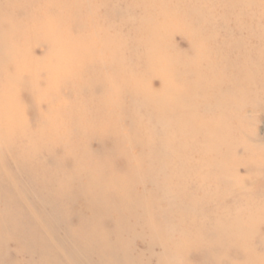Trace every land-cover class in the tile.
<instances>
[{"label":"rangeland","instance_id":"rangeland-1","mask_svg":"<svg viewBox=\"0 0 264 264\" xmlns=\"http://www.w3.org/2000/svg\"><path fill=\"white\" fill-rule=\"evenodd\" d=\"M24 1L26 0H0L1 28L10 31L9 44L19 48V51L13 54L9 68L7 63L2 65L3 62L0 60V66L3 68H0V133L5 129L13 132L11 136L0 134V213L4 209L2 201L4 196L23 204L38 203L37 193L29 185L27 177L31 176L38 180L51 179L55 182L53 187L56 190L61 189L58 182L62 181L61 193L55 197L52 196L54 194H49L51 195L49 198L51 197L62 209L52 213L50 207L43 205V210L55 226L56 240L60 241V246L72 250L81 259L87 257L86 247L95 248L98 240H105L110 247L122 245L124 249L122 255L130 264H264V251L258 240L259 235L264 233V224L253 226L250 230L249 218L242 210L245 200L249 197L256 205L264 203V60L258 66H251L253 70H250L247 76L248 70L245 75L241 71L233 70L224 78L226 82L229 79L232 81L228 82L229 84L222 83L223 86L218 90L207 80L209 64L206 62L201 61L199 69L196 68L191 74L181 67V59L188 58V53L191 60L198 55V51L192 49L194 46L192 43L199 38H208L211 25L217 21L215 17L224 12L228 0H203L200 4L196 3L198 10L204 7L205 12L211 10L209 13L212 16L203 27L198 23L199 28L189 33L182 30L184 21H180L184 18L183 8L189 5L187 2L183 3L184 0H106V5L111 6L114 13L107 15V19L114 22V28L111 30L115 33L110 30L112 32L110 36L118 32L125 39L124 49L131 48V52L133 51L132 57L125 60L123 67L135 70L143 92L144 82L157 92L156 95H152L153 101L150 105L138 111L145 122L143 127L139 124L136 126L140 131L139 136L152 137L156 144L154 149L159 148L164 139L163 127L155 124V119L148 125L146 119L150 120L156 114L159 115L169 103H178L180 110L178 115H167L165 122L175 123L181 114L195 118L197 126L182 124L181 132L186 136L196 130V127L198 131L202 123L210 126L219 116L224 120L228 118L226 122L232 138L243 140L244 144L238 145L234 151V155L241 159V162L234 167L232 174L225 176L212 171L211 159H201L198 147L197 154L193 152L195 155L189 162L183 161L180 156H173L172 153L158 157L150 154L145 157L147 153L146 149H143L145 144H141L142 147L135 145L129 149L122 144L126 149L120 146L118 148L117 145H113L117 133L108 129L112 126L110 121H101L95 128L94 121L99 123L98 115L92 120L78 122L76 127L73 126L69 128V132H65L68 131L66 127L71 125V119H74L73 114L86 108L87 104L84 101L87 95L75 89L77 79L69 78L53 92L58 104L51 108L47 90L53 85L48 83L55 85L57 78L68 76L64 74L53 76L48 65L41 63L52 55V45L47 40L48 34H45V30L39 28L37 34L31 38L18 34L19 24L26 18L25 11L20 7ZM135 3L134 7L131 6ZM263 3L264 0H252L254 6ZM103 4L104 0L102 6ZM66 11L65 7L58 6L48 22L50 24L48 33L53 32L58 39L63 40L67 37L61 33V28L69 27ZM102 12L100 8L96 14L101 16ZM242 16L250 17L249 13ZM167 17L175 18L179 22L175 21L172 26L161 31L164 37L159 47L148 49L135 42L137 40L143 42L148 36L155 37L160 33L157 30L158 25ZM175 25L178 26L177 30L174 29ZM189 26L192 27L191 24ZM70 31L74 34L71 29ZM22 32H27V28L23 27ZM110 36L108 39L114 38ZM150 49L152 53L147 56L146 52ZM261 50L264 52V48ZM164 56L173 57L171 69L178 76L175 85L177 91L170 96L159 90L161 84L159 78L151 76L146 80L142 74L146 69L158 72ZM51 61L52 59H49V64L53 63ZM224 67L223 65L222 68ZM123 70L124 68L116 69L117 78L114 73V79H121ZM7 72L12 76L7 75ZM93 72L98 77L111 73L105 65L96 64L93 66ZM73 73L78 74L79 71L75 70ZM9 76L12 81H9ZM98 87L102 91L108 86L100 84ZM203 87L205 93L202 95L193 96V93L188 91V88L200 90ZM31 89L37 91L36 96L31 97ZM100 93L90 97L91 100H98ZM125 98L127 102L131 100L128 96ZM4 102H7V106H4ZM127 104L124 102L125 106ZM41 118L52 120L57 131L55 138L58 142L61 140L62 144L51 146L45 137L47 134L39 135L38 140L32 136L39 130ZM121 124L122 132L126 133L129 127L127 120L122 118ZM94 129L97 133L92 132ZM76 130L86 131L84 143L76 136ZM197 142H200L199 138ZM70 148L75 149V152L85 151L86 155L92 156L94 160L106 161L102 163L106 166L101 170L103 174L101 178L93 179L85 171L75 170V159L67 152ZM25 151L29 154V161L23 164L20 163L19 155ZM121 153H128L141 159L145 157V160L140 162L144 174L132 186L131 195L140 197L142 195L145 198L150 194L153 199H157L156 207L148 212L139 208L127 211L126 207L120 206L117 210L116 207L107 209L103 214L98 205L91 202L95 199L103 200L109 206L112 197L104 191L89 190L84 184L106 182L108 176H124L135 169L136 163L129 162L134 159L127 160L128 158L123 157ZM171 156L176 165L169 162ZM244 160L246 161L242 162ZM178 165L183 166L186 173L184 178L180 176V170L172 176ZM177 185L181 187V196H165L168 191L175 192ZM4 190L6 192L2 196ZM43 195L48 197L47 193ZM204 195H210L207 197L208 200H203ZM191 199H195L197 204H192ZM167 207L170 210H165ZM17 209L21 210L20 212H28L27 207L24 210L19 207ZM234 209L236 213H233ZM146 217L152 218L153 225L144 220ZM170 218L175 219V222L170 223L168 220ZM3 220L0 216V264L59 263L50 257L44 259L48 251L50 255L54 254L53 248L43 247V253H40L33 245L29 246V241L25 240L26 236L23 237L25 239L22 244L7 236L5 230L8 223ZM218 223L224 225L222 232L215 228L214 224ZM119 229L124 232L119 231V234H116V230ZM89 254L88 260L92 263L107 258L105 253L97 255L90 251Z\"/></svg>","mask_w":264,"mask_h":264},{"label":"bare ground","instance_id":"bare-ground-1","mask_svg":"<svg viewBox=\"0 0 264 264\" xmlns=\"http://www.w3.org/2000/svg\"><path fill=\"white\" fill-rule=\"evenodd\" d=\"M102 1L103 0H26L20 4V7L25 11L26 18L19 24L20 30L18 34H23L22 37L25 36L28 38L29 36V38H31V36L37 34L36 31L39 28L45 30V34H48L47 40L52 45V55L48 57L47 60L41 61V63L48 65L49 72L53 76H62L63 74L68 76L66 78H57V83L55 85L48 83L49 85H53L47 90L51 108H54L56 104H58L57 97L53 94V92H56L58 87L65 84L66 80L69 78L74 77V79H77L75 89L78 92L85 94V96L87 95L84 101L87 104L86 108L84 111L78 110L76 114H73L74 119H71V125L66 127L68 131L65 130V132H69L73 126L76 127L78 122L85 119L92 120L98 115L97 118H99V123H95L94 121L95 128L97 127V124H100L101 121H110V125L112 126H109L108 129L117 133L114 138L116 142L113 145H117L116 147L118 148L120 146L124 149H129L133 148L135 145L141 146V144H145V147L143 148L147 151L145 157L150 154H155L158 157L167 153H172L173 156H180L183 161L189 162L191 161V157L197 154L198 147V154L201 159H211L212 171L221 173L224 176L232 174L233 170L235 169L234 167L241 162V159H237L234 155V151L238 145L244 144V141H239L232 138V134L228 128V123L226 122L228 118L224 120L219 116L211 122L210 126L202 123L198 131L196 127V130L186 136L183 132H181L182 124L197 126V123L194 121L195 118H189L181 114L179 118L177 117V121L175 123L169 124L165 122V117L167 115H178V111L180 110V105L178 103H169L168 106L166 105L163 112H159V115L156 114V116H153V119L150 120L146 119V124L148 125H150L151 120L154 122L155 119V124L157 123L163 127L162 134L164 135V139L162 144L158 146L159 148L154 149L155 143L153 142L152 137L142 136L141 138V136H139L140 131L136 129V126L139 124V126L143 127L145 122L143 120L144 117L141 116L138 111L142 107H148L153 101L152 95H156L157 92L153 89H150L146 82H144L145 88L143 92L141 89L140 78L137 77L136 72L134 73L135 70L123 67L126 62L125 60L132 57L131 54L133 51L131 52V48L126 50L124 49L125 39L118 32L114 34V36H110V33L114 32L111 30V28H114V22H112L111 19H107V15H113L114 13L111 9V6L106 5V0H104L103 6ZM192 1H194V3H192ZM186 2L189 3V5H186L183 8L184 18H181L180 21H184L182 30L189 33L191 30L195 31L197 28H199V24H202L203 27L205 22H208V19L212 15L209 13L211 10L205 12L204 7L200 10L196 8V3L200 4V2H203V0L183 1V3L187 4ZM263 4L254 6L252 4V0H228L227 7L224 8V12H222V14L218 17H215L217 21L211 25L208 38H199L198 41L195 40L192 43L194 45L192 49H196L198 51V55L195 57V59H189V53L188 58L181 59L182 70L188 71L191 74L196 68L199 69L201 61H203V63L206 62L209 64V68L206 72L207 80L211 81L217 90L221 89V86H223L222 83L227 84L228 82L230 83L232 81V79H229V81L226 82L224 78L227 75H230L233 70L241 71L244 75L248 70L246 76L250 74V70H253V67L251 68V66H258L264 60V52L261 50L264 48ZM135 5L136 3L132 4L131 6L134 7ZM58 6L65 7L67 9L66 14L69 27L66 28L65 26V28H61V33H64V37H67L66 40H63L62 38L58 39V37L55 36L53 32L48 33L50 30V24L48 22L50 21L51 17L53 16L52 14ZM100 8H102L103 12L101 16H98L96 11H98ZM246 13H249L250 17L245 18L242 16ZM1 19L2 17L0 16V34L2 35L0 36V60L3 62L2 65L7 63V67L9 68L10 62L13 61V54L19 51V48L14 44H9L11 34L9 30L1 28ZM175 21L179 22L177 19L172 17L163 19V23L159 24L157 27V30L160 33H157L155 36L156 38L153 37L155 38L154 40L148 36L144 38L143 42L139 40L135 42H139V45H142L148 49L159 47V45L163 43L164 36H162V32L167 29L166 27L172 26ZM106 22L107 25H105ZM189 24H191L192 27L189 26ZM23 27L27 28V32H22ZM176 28L178 29L177 25H175L174 29L177 30ZM70 29L74 32V34L70 31ZM107 34H109L108 36L111 38H114L108 39ZM150 51L152 50L150 49L148 52H146L147 56H150V53H152ZM164 58L165 59L162 57L163 63L158 72H153L150 69H146V71L142 74H144L146 80H148V78L151 76L159 78L161 81L159 90L167 96H170L175 94L177 91L175 85L178 76L171 69V63L172 60H174L173 57L164 56ZM49 59H52L51 62L53 63L49 64ZM95 64L105 65L107 70L111 73H106L103 77H98L96 73L94 74L93 72V66ZM2 65L0 68H2ZM223 65L225 66L224 69L222 68ZM115 68H124L121 79H114V73L116 74L117 78ZM75 70H78L79 73H73ZM7 75L12 76L10 72H7ZM12 80L13 79L10 77L9 81ZM189 83H191L190 80ZM100 84H104L108 87L101 91L98 87ZM203 89L204 87L200 88V90H198V88H188V91L190 90L191 93H193V96H195L196 94H204L205 91H203ZM30 92L31 97L36 96L37 91L35 89H31ZM98 92L100 93L98 96L99 99H94L95 101H92L90 97L97 95ZM125 96L130 97L131 100L127 102ZM2 99L4 100L5 98L2 97ZM124 102L128 103L129 106L128 104L125 106ZM4 106H7V102H4ZM102 109L106 110L103 111ZM193 115L196 116V114ZM48 118H41L42 120L40 119L41 124L39 126V130L36 132V135L34 132L32 136L37 137L38 140L39 135L45 136V134H47L45 137H47L50 145L58 146L59 143L62 144V141L60 140L58 142L55 138L57 131L54 128L52 120ZM122 118L127 120L129 124L126 133L122 132ZM76 132V136H78L80 141L84 143L87 137L86 131L76 130ZM92 132H95V129L92 130ZM1 133L11 136V133L13 132L5 129V131H2ZM197 138L200 139V142H197ZM19 140L20 139L18 138V141ZM75 151L76 150H73L72 148L67 150L68 154L72 155V157L75 159V170L85 171L89 177L93 179L101 178L103 175L101 174V170L106 166L103 165L106 163V161L97 159L94 160L92 156L88 154L86 155L85 151ZM193 152H195V154ZM47 155H49V153H47ZM121 155L125 158H128L127 160L133 158L134 161L129 162L136 163L134 166L135 169L131 172H128L124 176H108L106 182L84 184L85 188L89 190L104 191L110 197H112V201L109 203V206H107V203L103 202V200L95 199L91 200V202L93 204H97V207L100 208L103 214L107 209L116 207L117 210V208L120 206L126 207L127 211L131 210L132 208H139L145 212H148V210L156 207L157 204L155 202L157 199H153L154 197H152L150 194H148L149 196L146 195L145 198H143L142 195L141 197L131 195L132 186L137 183V180H140V177L144 174V169L141 168L140 162L145 160V157H142L141 159L137 156H131L128 153H121ZM19 156V159L21 158L20 163L24 164L29 161V154L26 151L21 152ZM170 159L169 162L171 161V164L173 163L176 165L172 161L174 160L172 159V156ZM245 161L246 160L242 162ZM179 165L173 170L172 176H175V172L179 173L177 170H180L181 173L179 174L184 178L186 173L183 171V166ZM109 177H111V179H109ZM27 180L31 188L37 193L36 196L38 203L35 204L31 202L30 204H23L17 202L16 200L14 201L13 198L8 196H4L2 198L4 209L2 213H0V216L2 219H4V222L6 221L8 223V227L5 230L7 236L18 240L21 244L25 239L23 237L26 236L27 239L25 240L29 241V246L33 245L37 248V250L39 249L38 252L40 253H43V247L53 248L52 250L54 251V254L52 255L51 253L50 255L48 251V254L44 259L50 257L53 259V261L58 260V264H130V261L122 255L124 254L122 245L119 247H110L105 240H98L95 248L90 249L89 247H86V259H81L70 249L62 248L60 246V241L56 240L57 235L54 230L55 226L51 219H49L44 214L43 210V205L50 207L52 213H56L57 210L62 209L61 206L58 207V205L54 203L51 197L49 198V196L52 194H54L52 196L55 197L56 194H59V192L61 193L62 181L58 182V185L60 186L59 188L61 189L56 190L53 187L55 182L51 179L38 180L29 176L27 177ZM177 186L178 187L176 188L175 192L168 191L165 196H181V187L179 185ZM5 192V190L2 191V196L5 195ZM45 193L48 194V197L43 195ZM207 197H210V195H204L203 200H208ZM190 202L192 204H197L195 199H191ZM254 203L249 197L245 200V205L242 209L246 214V217L249 218L248 225L250 230L253 229V226L261 223L264 224V203L258 205ZM18 207L22 210L26 209L27 207L28 212H20L21 210L17 209ZM165 210L170 209L167 207ZM233 213H236L235 209L233 210ZM99 218L100 220L102 219L101 217ZM151 219L152 218L150 217L144 218L147 223L153 225V221H151ZM168 220H170V223L175 222V219L173 218ZM214 225L217 230L222 232V227H224L223 224L218 223ZM82 228L83 227H81V229ZM119 231L123 230H116V234H119ZM86 236L87 235H85V238ZM258 240H260V247L264 251V233L259 235ZM90 251H93V253L97 255L105 253L107 258H101L98 259L96 263H92L90 260H88ZM178 254L180 255L181 252H178Z\"/></svg>","mask_w":264,"mask_h":264}]
</instances>
